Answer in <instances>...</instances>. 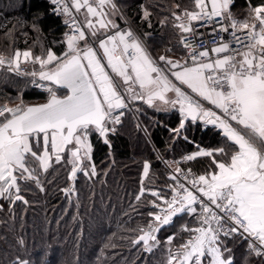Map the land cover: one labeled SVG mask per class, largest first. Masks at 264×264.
I'll return each mask as SVG.
<instances>
[{
    "label": "snow or ice",
    "instance_id": "snow-or-ice-1",
    "mask_svg": "<svg viewBox=\"0 0 264 264\" xmlns=\"http://www.w3.org/2000/svg\"><path fill=\"white\" fill-rule=\"evenodd\" d=\"M190 3L191 8L171 13L187 56L173 60L161 55L162 65L140 36L115 22L117 15L124 19L115 0H50L52 12L63 16L69 29L61 41L65 50L60 55L51 48H42L39 55L31 49H16L9 57L0 54V69L30 76L32 86L47 93L44 103L27 104L20 95L15 106L0 105V200L27 205L22 191L31 183L43 192L41 177L54 163L70 166L69 181L74 182L78 173L96 176L90 137L96 135L111 147L109 133L116 132L131 102L140 100L157 111L178 110L179 123L169 129L173 141L194 143L186 125L199 121L218 129L223 142L212 148L196 145V151L183 157H207L209 163L202 174L177 166L170 175L175 181L169 185L170 199L146 190L141 180L136 200L148 191L156 197L149 203L159 211L148 213L151 219L138 227L140 234L132 244L152 252L161 243L158 234L175 218L188 215L195 217L196 225L181 226L187 239L178 246H173L175 235L166 238L165 264H233L225 256L231 252L225 243L229 238L245 239L248 254L264 259V0L250 7L243 19L232 12L234 0ZM141 9V19L151 27L152 13L144 5ZM76 14L83 15V21ZM166 22L167 17L161 24ZM209 27L212 36L231 29L230 38L220 35L210 50H201L196 44L198 37L205 43L200 28ZM32 29L42 31L38 20ZM22 63L38 64L39 70L24 71ZM203 101L219 112L206 108ZM149 168L145 161L144 177ZM61 191L70 198L74 184ZM13 264L28 261L17 257Z\"/></svg>",
    "mask_w": 264,
    "mask_h": 264
},
{
    "label": "trees",
    "instance_id": "trees-1",
    "mask_svg": "<svg viewBox=\"0 0 264 264\" xmlns=\"http://www.w3.org/2000/svg\"><path fill=\"white\" fill-rule=\"evenodd\" d=\"M128 17L132 28L142 39L147 49L156 57L183 53L179 44V32L172 27V11L191 8L190 0H115ZM262 0H234L233 14L243 19L250 7ZM179 4L180 9L174 5ZM141 5L152 14L151 27L143 21ZM48 0H0V54L11 56L16 49L21 52L31 49L39 55L42 48H51L57 55L65 50L61 43L67 32L58 15L52 12ZM167 22L161 24V21ZM39 21L41 32L33 31L32 23ZM171 48V52L165 49ZM29 76L0 69V103H19L22 95L27 104L46 101L47 95L30 86ZM131 109L125 110L115 133H109L111 147L98 136L90 137L93 144L92 160L96 176L86 177L78 173L75 181L68 180L70 166L64 162L53 164L43 174L44 191L34 184L22 195L27 205L16 201L10 205L0 200V264H13L17 257L28 264H165L167 258L166 238L175 235L173 246L187 238L181 232L184 224L196 225L194 216L182 215L165 227L159 234L160 245L146 255L142 245H133L132 239L140 233L138 227L146 226L156 212L149 203L156 200L145 192L140 201L136 196L141 189V180L146 190L158 191L167 197L173 185L168 177L164 161L182 157L196 151V145L212 148L223 142L219 130L201 122H187V136L173 141L169 129L178 125L177 109L157 111L141 101H133ZM138 109V111H137ZM149 162V174L143 176V165ZM209 158L181 164L202 174ZM72 182L75 193L69 198L61 189ZM157 200L156 202H158ZM23 241V243H20ZM231 249L233 264H264V259L250 256L243 239H226ZM106 245H109L106 247Z\"/></svg>",
    "mask_w": 264,
    "mask_h": 264
},
{
    "label": "built area",
    "instance_id": "built-area-1",
    "mask_svg": "<svg viewBox=\"0 0 264 264\" xmlns=\"http://www.w3.org/2000/svg\"><path fill=\"white\" fill-rule=\"evenodd\" d=\"M48 1L50 2V0H48ZM117 5H118V4H117ZM118 6H119V5H118ZM119 7H120V6H119ZM120 9H121V7H120ZM121 11H122L123 16H124V19H121L120 16L118 15L119 20H120V26H121V29L129 28V27H130V28L133 30V32H135L134 29L132 28L131 24H129L130 21H129L128 17L126 16V14L124 13V11H123L122 9H121ZM73 12H75L74 9H73ZM76 15H77V18L79 19L78 14H76ZM59 18H60L61 22H62V20L64 19L63 16H59ZM79 20H80V19H79ZM62 24H63V23H62ZM63 26L65 27L64 24H63ZM65 28H66V27H65ZM66 30L69 31L68 28H66ZM245 31H246V30H245ZM200 32L203 33V37H202V39L205 41V43H204V44H201V43H200L201 37H198L197 40H196V44L198 45V47H199L201 50H202L203 48H205V47H207V48L210 50V49L216 44V42H217V40H218V37H219L220 35H224L226 39L230 38L231 29L229 30V33H217L216 36H212V35H210V33H211V28H210V27H209V28H200ZM135 33H136V32H135ZM136 34H137V33H136ZM181 47H182V45H181ZM182 50H183V58H186V56H187V51H188V50H187V49H184L183 47H182ZM210 55H211V53H210ZM5 57H8V56H5ZM189 62H190V61H189ZM21 68H22V70H24V71H32L33 68H35L36 70H39V65H38V64H37V65H33V64H31V63H22ZM29 77H30V76H29ZM31 79H32V78L30 77V80H31ZM30 86H31L32 88H35V87L32 86L31 81H30ZM35 89H37V90H39L40 92H42V93H44V94L47 95L46 92H43L42 90H40V89H38V88H35ZM0 120H1V119H0ZM116 126H117V125H116ZM205 128H207V126H204L203 124H201V129H205ZM185 155H187V154H185ZM185 155H183V156L180 157V158L174 159V160L164 161V162H163L164 165H165V167H166V169H167V171H168V177H169V179H170V175L174 174V169H175L177 166L179 167L181 164L187 162V161H184V160H183V157H184ZM180 168H181V167H180ZM181 169H183V170L186 172L189 168H185V169H184V168H181ZM192 172H193V170H192ZM193 173H194V172H193ZM179 178H180V180H181L182 183H186V184H187V181H185V180L183 179L182 176L179 177ZM170 180H171V179H170ZM171 182L173 183V186H174V185H175V181L171 180ZM72 186H73V184H72V182H70L66 188H70V187H72ZM189 187H190V186H189ZM147 193L149 194L148 191H147ZM171 196H172V192H171L166 198L170 199ZM157 204H160L161 206H163V201H160V200H159V201L157 202ZM155 210H156V211H159L158 208H155ZM185 239H187V238H185ZM185 239H184V240H185ZM240 239H243V238H240ZM243 242L245 243V247H246V250H247V241H246L245 239H243ZM154 249H155V248H154ZM154 249H153V250H154ZM142 251H143L144 253H146V255L150 253V252H147V251L143 250V248H142Z\"/></svg>",
    "mask_w": 264,
    "mask_h": 264
},
{
    "label": "crops",
    "instance_id": "crops-1",
    "mask_svg": "<svg viewBox=\"0 0 264 264\" xmlns=\"http://www.w3.org/2000/svg\"><path fill=\"white\" fill-rule=\"evenodd\" d=\"M107 10V9H106ZM85 10L84 9H82L81 10V12L83 13ZM78 16H79V19L81 20V21H83V19H84V16L83 15H81V14H78ZM113 19L115 20V22L120 26V20H119V17H118V15L117 16H115V17H113ZM120 28H121V26H120ZM112 31H115V30H112ZM109 34H111V32H109ZM102 38V37H101ZM83 43V42H82ZM146 46V45H145ZM147 48V47H146ZM147 51L151 54V56L153 57V59H155V60H157L158 62H159V57H156V56H154L148 49H147ZM166 56H168V57H170L171 59H173V60H180V59H182L183 58V53H181V54H179V55H167L166 54ZM159 63H161L162 65H163V62H159ZM169 75V79H171L174 83H177L178 84V82L177 81H175V78L174 77H172L171 76V74L169 73L168 74ZM182 88H183V90H186V91H188L190 94H192L191 93V90L190 89H187L186 88V86H181ZM169 95L170 96H172V95H174V94H172V93H169ZM194 97H195V94H192ZM197 99H199L198 97H196ZM137 101H140V100H137ZM141 102H143V101H141ZM144 103V102H143ZM157 104H159V102H157ZM203 104H204V106L206 107V108H210V109H212V110H214V111H217V112H219V110L218 109H215V107L213 106V105H211V104H209L207 101H203ZM147 105V104H146ZM131 107V106H130ZM153 108H155V107H153ZM131 109V108H130ZM156 109V108H155ZM161 111H167V110H161ZM210 126H212V125H210Z\"/></svg>",
    "mask_w": 264,
    "mask_h": 264
},
{
    "label": "rangeland",
    "instance_id": "rangeland-1",
    "mask_svg": "<svg viewBox=\"0 0 264 264\" xmlns=\"http://www.w3.org/2000/svg\"><path fill=\"white\" fill-rule=\"evenodd\" d=\"M3 104H5V103H0V105H3ZM9 105V104H8ZM9 106H15V104H13V105H9ZM1 120H3V118H0Z\"/></svg>",
    "mask_w": 264,
    "mask_h": 264
},
{
    "label": "water",
    "instance_id": "water-1",
    "mask_svg": "<svg viewBox=\"0 0 264 264\" xmlns=\"http://www.w3.org/2000/svg\"><path fill=\"white\" fill-rule=\"evenodd\" d=\"M44 102H46V101H44ZM44 102H42V103H44ZM39 104V103H38ZM131 107H129V109H130Z\"/></svg>",
    "mask_w": 264,
    "mask_h": 264
}]
</instances>
